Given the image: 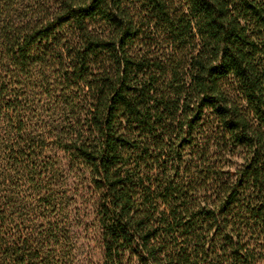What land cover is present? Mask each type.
<instances>
[{
	"label": "trees",
	"instance_id": "16d2710c",
	"mask_svg": "<svg viewBox=\"0 0 264 264\" xmlns=\"http://www.w3.org/2000/svg\"><path fill=\"white\" fill-rule=\"evenodd\" d=\"M80 222L87 264H264V0H0V264Z\"/></svg>",
	"mask_w": 264,
	"mask_h": 264
},
{
	"label": "rangeland",
	"instance_id": "374dc122",
	"mask_svg": "<svg viewBox=\"0 0 264 264\" xmlns=\"http://www.w3.org/2000/svg\"><path fill=\"white\" fill-rule=\"evenodd\" d=\"M24 194V196H28L30 199L34 196L31 190H27ZM71 230L72 233L69 235L72 238V244L70 246L72 250H74L75 256L79 259L76 264H87L88 258H90L89 256L95 255V257H98L100 255V234L93 225L90 224L89 229H87L84 224L80 222L75 224Z\"/></svg>",
	"mask_w": 264,
	"mask_h": 264
}]
</instances>
